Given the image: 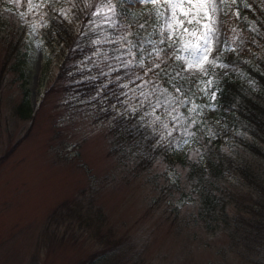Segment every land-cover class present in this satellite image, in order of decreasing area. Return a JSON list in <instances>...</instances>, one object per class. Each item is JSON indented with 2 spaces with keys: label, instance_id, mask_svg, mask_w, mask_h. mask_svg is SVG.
Instances as JSON below:
<instances>
[{
  "label": "rangeland",
  "instance_id": "374dc122",
  "mask_svg": "<svg viewBox=\"0 0 264 264\" xmlns=\"http://www.w3.org/2000/svg\"><path fill=\"white\" fill-rule=\"evenodd\" d=\"M83 1L0 0V68L11 26L22 25L18 47L25 53L19 67L12 65V55L0 71V264H75L90 254L83 264H264V156L244 145L252 142L264 151V138L218 106L212 86L225 75L259 88L242 67L223 58L231 51L253 64L264 53L259 42H248L242 27L228 31L226 8L234 0H207L219 10L209 9L207 16L201 11L203 18L195 10L185 18L177 9L180 20L192 21V47L203 49L196 62L188 52L176 53L182 57L177 59L182 74L193 80L196 98L182 94L177 84L162 83L153 37L140 29L143 13L148 20L157 19L153 4L111 0L116 8L112 15L104 7L107 0H99L80 21L76 14L80 16ZM234 15H239L236 8ZM55 16L64 18L77 38L87 28L90 49L66 63L70 69L54 83L63 54L56 39L47 37L49 19ZM206 24L213 35L205 48ZM176 28V21L155 23L159 40ZM122 54L135 64L136 75L119 80L113 69ZM84 74L101 78L87 95L73 84ZM24 92L28 117L15 111ZM106 96L115 98L112 110H137L149 122L171 162L162 150L140 167L134 154L110 151L109 116L95 115ZM199 103L206 140L197 143L190 135ZM213 141L228 163L222 175L204 174L203 186L216 197L204 221L198 214L199 190L185 176L188 163H201ZM72 198L81 209L90 199L101 212L94 227L72 213L50 216Z\"/></svg>",
  "mask_w": 264,
  "mask_h": 264
},
{
  "label": "trees",
  "instance_id": "16d2710c",
  "mask_svg": "<svg viewBox=\"0 0 264 264\" xmlns=\"http://www.w3.org/2000/svg\"><path fill=\"white\" fill-rule=\"evenodd\" d=\"M97 1L99 0H84L82 2L81 7L78 9L80 16L76 14L80 21H83L86 15L93 10V6ZM235 8L238 10V16L234 15ZM74 9L77 10L76 5ZM146 16V13H143L141 16V18H144L143 20H146L144 26L140 28L141 34H150V36L153 37V50L158 54L157 58L160 65L158 73L161 75L162 83L168 86L169 83H171V88L172 83L177 84L181 87L182 94L196 98V94L193 93V80L182 74L181 63L175 58L176 53L183 51L185 46L192 47L195 39L194 33L192 32L193 25L185 23V28H187L188 31H183L181 27L176 28L174 30L181 34L179 38L174 36L167 42L160 43L161 40H159L158 33L155 29L157 19L153 18L152 20H148ZM0 22H3L1 15ZM233 22L235 23L233 24ZM227 24L228 26L226 27L228 31L234 26L242 27L248 32L247 40L249 43L259 42L264 48V0L229 1L226 8V25ZM11 27L12 28H8L9 31L7 33L9 36L6 41L7 47L5 49L2 60L3 64L0 71H3V65L6 64V61L12 55L14 58L12 65L15 67H19L25 59V53H21L18 47L22 38V25L17 24L15 28L13 26ZM82 30L84 31L81 37L77 38L76 32L69 27L64 18L57 16L50 17L47 37L50 40L54 37L63 51L58 71L54 77V83L61 80V78L63 79L70 69L66 63L84 56L87 54V51H89L90 32L87 28ZM50 33H52V35ZM172 40L176 42L173 47L170 48L169 44L172 43ZM223 58L242 67L244 71L250 75V78L258 83L259 88L258 90H253L243 79L223 75L213 80L212 86L215 88V103L220 107L229 109L230 113H232L235 118L243 120L254 135L264 138V53L255 58L253 64L245 61L243 57L231 51L225 52ZM113 72V74L118 76L119 80H124L125 78H131L136 75V66L133 62L127 61V59H125V54H122L121 58L116 62ZM19 74L23 77V72L21 70ZM81 77L79 81L73 83L78 84L75 90H80L82 92L81 95H87L88 92L91 93L92 90L97 89V86H95L96 88L94 87L96 81H99L101 84L100 76H96L95 78L93 74H84ZM54 83H52L50 87H52ZM112 83L114 82H110L109 84ZM158 83H160L159 78H156V84ZM106 86H108V84ZM102 87L105 89V86ZM106 91L104 90V93ZM200 92L204 97H208L207 92L203 93L205 92L204 87H200ZM114 100L115 98H113V96H106L104 97L103 105L97 104L95 107V115L109 116L107 132L110 138L109 141L111 142L110 151L117 156H126L128 153L134 154L137 157L136 163L140 167H145L150 164L159 152L162 153V150L171 162V158H169L171 157L170 154L164 151V146L160 144L161 141L159 142L157 140L156 133L152 130L149 122L144 121L137 110H112L111 102ZM15 111L22 117H28L30 115V107L25 92L22 100L17 104ZM202 113H204V108L199 103L198 115L193 123V132L190 135V140L192 142L196 141L200 143V141L206 140V134L201 130L198 121ZM94 117L95 116H93V118ZM244 145L253 152L264 156V151L252 142H244ZM178 160L182 161L180 158H178ZM227 163L228 159L224 157V154L219 150L215 141L209 144L207 143L206 151L204 152V160L201 163L196 161H190L188 163L185 177L187 180H193L190 182L194 190H199L201 205L199 204L198 214L204 221H206V216L216 202L214 193L203 186V179H206L204 174L207 173L208 176L213 177L222 175L224 166ZM80 212H83L84 216L81 215ZM63 213L65 215H71V213L75 216L79 215L80 217H76V219L82 220L83 222L86 220L83 218H87L90 220L87 226L92 227L95 226L94 221L100 219L99 217L101 216V212L93 208L90 199L87 202V206L83 209H81L80 201L76 198H72L69 202L60 203L51 211L50 216L56 214L61 218ZM90 216L93 217V219H90ZM71 221L72 220H70L69 223H71ZM93 255L94 254H90L86 259L80 260L75 264L86 263ZM93 260L94 259H92L91 262H93Z\"/></svg>",
  "mask_w": 264,
  "mask_h": 264
},
{
  "label": "snow or ice",
  "instance_id": "6c2138e0",
  "mask_svg": "<svg viewBox=\"0 0 264 264\" xmlns=\"http://www.w3.org/2000/svg\"><path fill=\"white\" fill-rule=\"evenodd\" d=\"M130 2H140V3H151L154 5V13L157 19H163L165 23L171 24L173 21H176L178 26L183 29V31H188L187 28H183V25L186 23L191 24V20H180L178 17L177 9L183 10V16L187 18L189 15L193 14V10H195V15L197 17L203 18L201 16V11H203V16L208 15V11L212 13H216L219 9L217 7V4L213 3L209 5L207 3V0H130ZM220 2H224V0H220ZM104 7L108 9L109 12L112 13V15H116V8L112 5L111 0H107V2L104 4ZM161 8L164 10L161 11ZM199 22V21H197ZM211 23H215L214 21ZM221 24H223V21H220ZM143 27V25H141ZM206 31L203 33L205 40H204V47H207L208 39L213 35V29L209 27L208 24L205 26ZM181 34L179 32H176L174 29L170 31L169 35L166 36L164 39L160 41V43H165L168 40L172 39V37L179 38ZM99 42V41H97ZM175 40H172V43L169 44V47H173L175 44ZM183 51L188 52L189 56L191 57L192 62L199 61L201 59V53L203 49L197 48V47H188L185 46L183 48ZM176 59H182V57L176 55ZM142 64V62H141ZM155 67L159 68L160 65L156 64ZM188 67H191V63L188 64ZM152 69L149 68L148 71H151ZM187 70V69H185ZM179 91V89H177ZM161 105L157 103L155 107H160ZM159 119V117H157ZM167 127V125H165ZM171 134V133H169Z\"/></svg>",
  "mask_w": 264,
  "mask_h": 264
}]
</instances>
